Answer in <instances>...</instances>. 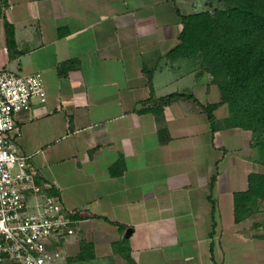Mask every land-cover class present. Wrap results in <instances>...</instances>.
I'll return each instance as SVG.
<instances>
[{"label": "crops", "instance_id": "crops-1", "mask_svg": "<svg viewBox=\"0 0 264 264\" xmlns=\"http://www.w3.org/2000/svg\"><path fill=\"white\" fill-rule=\"evenodd\" d=\"M176 5L0 0V70L40 71L47 91L45 101L34 98L16 114L20 150L78 211L59 264H112L113 242L126 235L138 264L264 263L238 229L243 221L235 220L234 193L258 171L253 133L213 129L204 106L221 100L219 86L184 69V49L170 54L182 28ZM5 18L15 26L14 56ZM150 69L155 97L179 91L197 100L182 96L162 114L142 110L151 95ZM215 114L227 117L228 104ZM81 240L94 244L82 259Z\"/></svg>", "mask_w": 264, "mask_h": 264}, {"label": "trees", "instance_id": "trees-1", "mask_svg": "<svg viewBox=\"0 0 264 264\" xmlns=\"http://www.w3.org/2000/svg\"><path fill=\"white\" fill-rule=\"evenodd\" d=\"M226 1V8L190 13L176 5L182 28L180 42L170 50V54L180 49L192 54L203 51L204 60L199 72L209 75L221 92L220 101L204 106L213 129L240 126L250 129L256 136L264 130V0ZM5 29L7 46L10 55L14 56L19 52L15 26L7 18ZM72 62V59L63 61L60 69ZM153 72V69L148 70L151 95L144 101L147 106L142 110L162 114L165 106L177 98L187 96L197 100L193 93L179 91L155 97ZM221 103H227L229 107V115L222 120L215 114ZM214 182L215 175L211 180L212 186ZM263 200L264 173L252 171L248 175V187L234 193L235 220L240 221L254 212ZM111 222L118 224L120 229L125 228L122 223ZM93 247V242L84 241L77 258H84L85 251ZM113 247L125 258L126 264H138L131 254L128 235L114 241Z\"/></svg>", "mask_w": 264, "mask_h": 264}, {"label": "built area", "instance_id": "built-area-1", "mask_svg": "<svg viewBox=\"0 0 264 264\" xmlns=\"http://www.w3.org/2000/svg\"><path fill=\"white\" fill-rule=\"evenodd\" d=\"M46 96L40 71L0 70V264H59L79 222L19 147L16 114Z\"/></svg>", "mask_w": 264, "mask_h": 264}, {"label": "rangeland", "instance_id": "rangeland-1", "mask_svg": "<svg viewBox=\"0 0 264 264\" xmlns=\"http://www.w3.org/2000/svg\"><path fill=\"white\" fill-rule=\"evenodd\" d=\"M180 8L186 12H197L202 10H211L214 11L215 8H226V0H176ZM184 59V69L187 71H200L202 67V62L204 60L203 51H198L194 54L185 51V55L182 56ZM206 79H209V76L206 73H202ZM251 147H253L252 156L254 157L257 164L254 165L258 169L256 172L264 173V130L256 136H252ZM252 172V171H251ZM240 221L242 223L238 224V229L246 234L247 241H249L248 246L257 245L259 250L264 254V200L259 203L258 208L244 217ZM236 221V222H240ZM86 240H81V244ZM223 243H229L226 238L222 239ZM252 242V243H251ZM243 246H246L243 245ZM115 250V249H114ZM115 257H112V264H120L122 261L119 252L116 251ZM264 264V263H263Z\"/></svg>", "mask_w": 264, "mask_h": 264}]
</instances>
